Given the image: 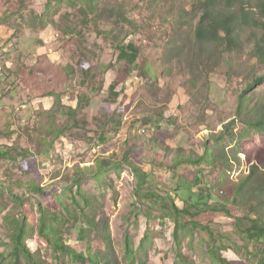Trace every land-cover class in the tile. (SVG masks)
<instances>
[{"label":"rangeland","instance_id":"374dc122","mask_svg":"<svg viewBox=\"0 0 264 264\" xmlns=\"http://www.w3.org/2000/svg\"><path fill=\"white\" fill-rule=\"evenodd\" d=\"M196 1L0 0V256L12 249L9 220L27 217V246L41 264H81L39 238L42 206L56 217L65 246L86 256H115L129 264V233L139 253L136 264H216L213 244L234 264H261L264 241L250 242L244 231L264 218V196L258 211L250 209L251 184L263 177L252 179L240 197L237 192L254 164L264 173V133L242 137L244 125H227L236 119L239 96L264 75V61L252 54L263 31L244 26V48L234 55L201 45ZM259 1L245 0L258 18ZM129 43L140 51L133 66L117 58L116 46ZM35 66L43 73L31 77ZM118 74L124 80L112 92ZM55 91L61 97L48 94ZM247 101L264 112V82ZM206 145L213 157L196 164ZM103 162L108 169L102 176L88 171ZM129 163L150 174L141 198ZM150 192L155 197H144ZM200 193L229 207L236 198L240 206L231 210L245 216L238 221L216 213L212 235L192 226L180 248L176 222L164 206L174 200L182 209ZM87 199L92 209L84 205ZM83 210L100 233L81 234ZM106 226L114 255L102 240ZM0 264H6L1 257Z\"/></svg>","mask_w":264,"mask_h":264},{"label":"trees","instance_id":"16d2710c","mask_svg":"<svg viewBox=\"0 0 264 264\" xmlns=\"http://www.w3.org/2000/svg\"><path fill=\"white\" fill-rule=\"evenodd\" d=\"M83 1L85 3H89L90 0ZM91 1L97 3L98 0ZM248 1L250 2V0ZM11 2V5H17L16 2ZM221 2L223 3V5H221ZM250 6L251 4L245 3V0H197L194 3L192 9L194 11V15H197L196 17H198L199 19L195 29L196 41L201 45H217L219 47H222L223 50L230 55L238 54L244 48L241 37L242 28L244 26L250 27V25L248 24H251L250 29L252 31H254L252 28L263 31L261 38H257L255 41V48L252 54L255 58H257L258 61H264V0H260L256 7V9L261 12V17L259 18L254 16L255 13L251 9H248ZM18 12L19 9L15 11L16 14ZM116 49L118 52L117 58L120 62H125L129 66L135 65L139 58L140 51L134 43L119 44L116 46ZM81 68L87 75L90 74L92 69L89 64L82 65ZM32 69L34 70V73L30 74L31 77H35L36 75L40 76V74L43 73L41 72L43 71L41 66H35ZM60 71V73L63 72L62 75H68V71H65L61 68ZM123 80L124 77L118 74L116 83L111 86L112 92L115 90V85L123 83ZM263 82L264 75L255 77L248 85V88L239 96L237 115L235 116L236 119H233L232 122L227 125V129L230 126L235 125L237 123L236 121H238L240 123L239 125H244V133L242 134V137H246L247 132L250 133L251 130H255L259 133H264V112L262 111V108L255 107L253 109H250L247 106V94L256 89ZM24 86L26 88L29 87L25 84ZM48 94L52 95L54 99L61 97V94L56 91ZM206 150L207 152L205 154V157L199 159L198 161H195L196 164L200 163L199 161L202 162L204 159L206 160L213 157L210 154L212 150L209 145H206ZM256 161H260V158H256ZM226 163H229V161H227ZM178 164H180V162H178L177 165ZM128 166L137 180V196L138 198H141V193L148 185L150 174L144 172L140 167L132 163H129ZM105 169H108V167L106 166V162H103L99 165V168L97 170L89 169L88 171H94L93 174L96 177H100L104 174ZM261 172V167L258 164H254L251 167L250 174L245 183L240 186V189L237 192V196L240 197L243 192V188L251 183L252 179L258 177L257 175H261L263 177L258 186L255 184H251L252 193L250 197V209L252 210V212H255L263 204V200L261 198L264 196V173ZM198 178L199 176L197 177V181ZM33 188L36 190H40L39 188L34 186ZM77 194L79 196L82 195L79 189L77 190ZM155 195L156 194H151L150 192V194H144V197L146 196L148 198H153L155 197ZM83 198L86 199L85 195H83ZM170 199L172 200L171 197ZM235 199L236 198H233V200ZM212 200L215 201V204L211 203ZM233 200L230 202L233 203L231 208L229 207L230 205H224L223 202H218V199L212 197L210 193H200L197 196L196 202L194 204L186 205L182 209L176 206L174 200H172L173 202L171 204V207L164 206V209L168 213H171L176 222L177 230L175 232V238L177 240L178 246L181 248L183 237L192 233V226H196L197 229L209 232V235H212V232L210 231V224L213 223L216 213H226V215L228 214L229 216L238 219V221H241L245 215H238L236 213L233 214L231 209L235 210L237 206H240L238 204V200L234 202ZM16 201L18 202L17 199ZM240 201L242 202L244 201V199H240ZM84 205L90 207V209L94 207L88 199L85 200ZM21 207H24L22 202ZM192 209H194L195 212H192ZM39 213L40 225L38 236L42 240V242L48 245H54L58 253L68 254L74 261L81 264H88L89 262L93 264H120V262L116 260L115 256L113 258H110L108 256H100L99 254L95 256H92L91 254L89 256H86V254L78 253L76 250L65 246V244L59 237L60 230L56 228V225H54L56 222V217L52 216L50 212H48L42 206H40ZM82 213L85 216L84 222L86 223V228H83L81 230V234L83 233V235H87L88 231H93V229L95 228H97L99 231V224L96 219L94 217L91 218L88 214H86V210H83ZM196 216H200L201 218H203L202 220H194ZM185 218H188V220H186ZM9 222L12 223V249L7 254V256H0L1 260H4L6 264H41L37 260L36 255L32 253L30 248L27 246V240L30 238L31 234L27 217H14L10 219ZM244 233L246 234L250 242L253 241L262 243L264 241V218L257 217L252 221L250 225H248ZM101 234L103 235V243L107 244L105 246L106 252H110L112 255H114L113 241L107 226L105 228H102ZM146 238L143 240V244ZM124 241L126 261L129 264H136L137 256L139 253L135 250L134 244L132 243V237L129 233L126 235ZM209 249L216 264H234V262L228 261L221 256L220 249L217 248L215 244L210 245ZM139 252H145V248L142 246V244L139 248ZM259 258L262 261L261 264H264V253H262ZM141 264L145 263L141 262Z\"/></svg>","mask_w":264,"mask_h":264}]
</instances>
